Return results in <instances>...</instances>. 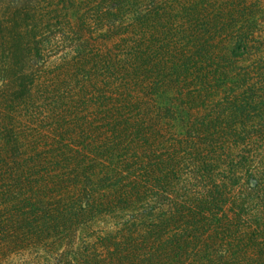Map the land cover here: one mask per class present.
Here are the masks:
<instances>
[{
  "label": "rangeland",
  "instance_id": "1",
  "mask_svg": "<svg viewBox=\"0 0 264 264\" xmlns=\"http://www.w3.org/2000/svg\"><path fill=\"white\" fill-rule=\"evenodd\" d=\"M231 2L0 0V264L114 262L97 244L103 231H119L136 215L149 217L141 224L148 229L174 189L186 196L195 190V180L184 179L186 167L174 169L184 174L178 182H158L162 162L192 123L215 122L226 134L230 117H240L236 136L246 143L235 161L263 157L264 140L254 131L264 129V0H236L241 14L228 21ZM238 29L253 49L230 65L226 35ZM234 97L245 111L232 113ZM262 168L255 163L240 184L253 192L244 216L255 217L260 238ZM131 177L146 190L132 208L108 207L109 217L99 211L76 225L64 220L84 204L78 190L98 182L99 202L100 187H131ZM262 257L247 249L241 262L263 264Z\"/></svg>",
  "mask_w": 264,
  "mask_h": 264
},
{
  "label": "trees",
  "instance_id": "2",
  "mask_svg": "<svg viewBox=\"0 0 264 264\" xmlns=\"http://www.w3.org/2000/svg\"><path fill=\"white\" fill-rule=\"evenodd\" d=\"M229 1L232 2L227 10L226 20L235 21V17L241 14L240 7L236 5V0ZM223 12L224 8L221 9L219 15L222 18ZM226 37L232 42L227 50L230 65H235L236 59H240L244 52L253 49L239 29L231 36V39L228 34ZM250 56L258 59V56L252 53ZM262 60H264V49L258 61ZM232 72L235 75L236 72ZM12 99H14L13 95ZM232 99L234 103L232 113L245 111L244 103L237 97ZM234 119L236 121H233ZM239 119L240 117L236 116L230 117L226 134L216 132L217 125H213L215 122H210L209 125L200 124L194 128H192V123L189 126L190 129L188 128L189 131L187 129V134L174 142L175 144L172 145L174 155H170L171 157L162 162L165 177L164 180L158 179V182L172 185L168 182L170 176L178 182L184 174L183 171H181L182 175L175 174L174 169L186 167L188 171L184 179L195 180V190L191 192L192 194L186 193L188 194L186 196L181 190L174 189L171 192L173 195L170 194V202L163 203L167 212L163 211L158 216H152L148 220L150 223L148 229L147 227L143 229L141 224H146L149 217L141 219V215H136L130 217L127 224L119 231H101L102 234L96 238V241L97 244H101L103 250L107 249L102 256L106 259H114V262H109V264H190L192 262L202 264L206 261H212L213 264H242L241 256L247 249H255L259 255L263 256L262 261H264V233L261 238L257 234L258 228L254 224L256 220L254 216L248 215V218L244 216L247 210L245 207L253 203V192L247 194L240 188V184L246 179V173L249 170L252 171L255 163L259 165L257 171L263 167L260 174L264 177V154L259 160L257 159V162L248 154H244L238 162L235 161L242 149V142H245L244 138L236 136L240 127ZM206 126L213 130H208ZM254 132L259 136L258 139L264 140L263 128ZM173 158L175 167L172 165ZM104 174L107 175V173ZM147 179L146 177L145 181ZM258 179L262 181L263 178ZM124 180H128V177L126 176ZM109 183H112V190L108 193L101 188L102 185L98 182L94 183V186H101L99 192L103 200L99 202L97 195L93 193L96 191L94 186L78 190V198L83 199L84 204L78 210L74 209L71 214L67 213L65 216L62 214L64 220H70L71 224L76 225L80 221H91V217L100 212V218L105 219L109 217L106 213L108 207L112 210L119 205L132 208L130 204L135 203L136 199L140 202L141 196L144 195L143 190L145 189L141 188L140 178L131 177L128 181L131 187H124L123 181L116 184L115 181ZM235 190L238 191L235 192ZM174 191H176L175 194ZM75 201L79 200L75 198ZM105 202L106 204H102ZM245 222L251 223L248 229L243 228ZM0 230H2L1 225ZM155 234H158L156 239ZM2 235L5 236L6 232ZM14 243L15 237L11 236L7 245L12 247ZM91 246H95L94 242ZM159 249L163 250V253L157 256L155 261ZM96 264H105V262L103 258H100Z\"/></svg>",
  "mask_w": 264,
  "mask_h": 264
}]
</instances>
